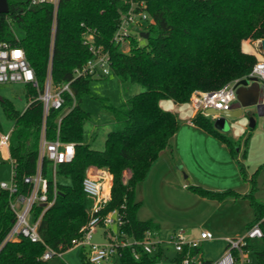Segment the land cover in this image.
Listing matches in <instances>:
<instances>
[{
	"label": "trees",
	"instance_id": "obj_1",
	"mask_svg": "<svg viewBox=\"0 0 264 264\" xmlns=\"http://www.w3.org/2000/svg\"><path fill=\"white\" fill-rule=\"evenodd\" d=\"M8 2L9 12L0 14V42L23 49L39 86L26 85L29 104L23 112L8 99L0 101L7 119L14 121L10 154L21 191L28 190L24 178L36 172L44 124L47 139L60 136L62 141L74 144L72 161L58 167V176L70 183L58 182L59 196L40 220L39 234L44 243L64 253L79 238L92 204L83 186L90 168L104 169L112 175L111 201L106 211L117 208L125 214L122 229L129 236L142 238L145 231H159V224L153 219L137 218L141 203L136 201V189L160 154L171 149V140L180 126L178 116L163 108L162 102L189 103L195 93L212 92L231 81L248 79L257 59L245 54L241 44L264 40V0H146V11L153 20L144 29L149 37L140 46L138 38L130 36L128 52L113 39L130 0H60L57 10L52 3ZM87 32L95 36V45L109 54L112 73L119 82L137 83L143 87L142 93L116 106L91 94V83L96 78L75 77V71L93 56L84 44ZM49 73L55 90L69 82L73 96L64 93L62 109L52 108L44 118L39 95ZM87 95L97 99L102 110L116 122L114 131L107 134L103 150L96 151L86 142L84 127L91 120V114L83 108ZM192 122L218 137L231 155L237 156L238 142L215 129L210 118L198 112ZM47 165L48 161L44 168ZM256 176L257 173L251 178V191L242 196L248 199L254 215L247 229L264 219V202L254 195ZM189 189L199 197L216 201L240 197L235 191L216 193L201 186ZM8 199V193L0 188V244L14 223ZM41 211L36 208L35 216ZM261 227L264 231V222ZM198 251L203 253L201 249L194 253ZM44 252L42 243L27 239L8 243L0 251V264H49L41 259ZM80 254L86 264L85 254ZM162 256V252L144 255L141 261L131 264H158ZM255 257L256 264H264V250H257ZM176 261L180 262L181 256Z\"/></svg>",
	"mask_w": 264,
	"mask_h": 264
},
{
	"label": "built area",
	"instance_id": "obj_2",
	"mask_svg": "<svg viewBox=\"0 0 264 264\" xmlns=\"http://www.w3.org/2000/svg\"><path fill=\"white\" fill-rule=\"evenodd\" d=\"M32 5L52 3L57 10L60 0H31ZM146 0H130L128 11L120 17L119 25L115 31L113 41L119 45H125L130 36H134L130 27H140L144 32L146 26L153 20L146 11ZM56 27V19L52 30ZM84 44L88 46L93 54L92 58L75 71V77L80 75H91L93 78L107 77L112 74L109 54L95 45V36L91 33L84 35ZM255 77L261 87L260 102L264 105V61H257L248 78ZM239 81H231L227 85L212 92H198L192 95L191 101L198 112L206 117L216 119L222 116V112H229L236 97V84ZM20 83L30 84L39 88L35 70L31 67L26 53L22 48L11 43L0 42V84ZM64 93L73 96L70 83L55 90L51 85V74L49 73L43 92L39 100L44 104V118L50 109L60 110L64 105ZM213 111L215 114H209ZM61 121V120H60ZM12 130L6 134L0 131V166L10 164L11 176L9 182L0 181V188L9 195V209L14 215V223L6 233L0 244V251L8 243H15L27 239L34 243H42L45 246L42 260L49 262L54 257H63V253L44 243L39 234L40 220L44 213L54 205L59 196L58 167L65 162H70L75 156L74 144L64 142L57 134L55 140H49L46 136V124L41 130V140L38 149V160L36 172L25 177L23 182L27 186L26 192L21 191L15 181V164L10 154ZM48 161L47 168L44 163ZM49 169L52 176H49ZM93 168L88 170L83 180L84 192L90 200L91 208L87 222L80 230L79 238L72 241V248L81 249L86 256V264H131L141 261L144 255H156L163 253L159 261L166 259L168 248H172L176 255L172 264H256L253 243H263L264 231L261 223L254 224L246 229L245 234L235 237H223L226 244L224 253L216 260H206L203 253L194 250L201 249L202 243L211 240L212 236L207 231H202L198 239L187 237L183 229H177L168 234L167 238L159 235L158 231L148 230L143 233L142 238L129 236L122 227L126 223L125 214L119 209L106 211L111 201L113 177L105 171L107 183L100 177L89 174ZM47 171V172H46ZM105 179V178H104ZM42 209L35 216L36 208ZM115 225L117 232L106 230L107 241L95 243L93 235L100 227L108 228ZM181 256L177 262L176 257Z\"/></svg>",
	"mask_w": 264,
	"mask_h": 264
},
{
	"label": "rangeland",
	"instance_id": "obj_3",
	"mask_svg": "<svg viewBox=\"0 0 264 264\" xmlns=\"http://www.w3.org/2000/svg\"><path fill=\"white\" fill-rule=\"evenodd\" d=\"M130 30H132L133 35L138 38L140 46L145 45L146 39L140 36V34L142 33L141 28L130 27ZM128 48L129 46L127 43L122 49L128 52ZM143 91V87L137 83L130 82L127 84H121L118 78L113 73L107 77L96 78L91 83V94L94 97L108 99L112 104L116 106L122 105L131 97L136 94L142 93ZM92 95H87L83 98V108L91 114V120H89L85 124L84 135L86 138V142L90 145V147L98 151L104 149L107 134L111 131H114V129L116 128V122L109 116L108 113L102 110L101 103L97 99H94ZM2 99H8L9 101H12L19 111H24L29 104L27 100V86L20 83L0 84V101ZM162 106L163 108H171V105L168 104L166 100L162 102ZM256 120L258 122V125L253 130V135L247 146L249 160L246 162V164L243 165L245 166L244 169L246 171V174H249L248 177H250V173L252 171H255V168L252 167L255 164L254 162L256 160H259V158H262V161H260L262 163L259 164L260 171L257 173L256 181L258 174H260V191L258 193V198H260V200H264V119L257 117ZM0 121L2 133L6 134L12 130L14 121L7 119L1 103ZM259 125H261L262 128H259ZM231 128L234 129L237 136H243L242 139L247 138L248 135H244L245 132L242 128V122H233ZM105 171L106 170L104 169L93 168L89 172V174L97 178L100 177L105 180V183H107V177L104 173ZM10 176V164L8 163L0 166V181L9 182ZM49 176H52V171L50 169ZM128 176L129 172L126 174L127 178ZM205 180L207 182H205ZM58 181L63 184L70 183V180L67 178L62 179L61 177H58ZM199 182L205 183L209 187H214L216 185L212 180L205 178L204 176H200ZM206 189L212 190L210 188ZM187 192L188 190L181 185L177 190H175V192H172L171 194H159V196L154 197L156 201L154 205H144L139 209L137 218L142 221L150 219L149 217L153 215L160 218L163 228L161 236L163 238H167L169 231L176 228L184 229L187 234H197V236L199 235L200 237L199 231L201 225H205V222L201 220V217L197 215V205L195 204L197 198L192 196L190 192H188L190 194H188ZM229 205L230 206L227 207L223 206V208L220 209V211L215 215L216 220L213 221V224H215L216 226L219 225V228L225 227L227 230L229 229L227 233H224L229 235L217 233L215 234L217 235V237H219V235H222V237L230 236L236 238V236L244 235L247 229V224L252 221V218L254 217L249 201L247 199H245V202H243L242 200L238 201L237 206H232V204ZM207 211L208 210H206V212ZM106 230H112L114 233H116L117 227L115 225L110 226L107 229L100 227L93 235V241L99 244L107 241V236H105ZM224 246H226V244L223 241H217L213 238L211 240L204 241L202 250L204 251L207 258L215 259L223 253V248H225ZM253 247L256 250H264V244L260 242L253 243ZM80 253L81 249L72 248L66 251V253H64L65 255L62 258L54 257L50 259L49 264H83ZM175 255V251H173V249L169 247L166 254V259H164L163 261H159L158 264H172V259L175 257Z\"/></svg>",
	"mask_w": 264,
	"mask_h": 264
},
{
	"label": "crops",
	"instance_id": "obj_4",
	"mask_svg": "<svg viewBox=\"0 0 264 264\" xmlns=\"http://www.w3.org/2000/svg\"><path fill=\"white\" fill-rule=\"evenodd\" d=\"M259 42L260 40L243 41L241 44L242 50L245 54L248 53L254 55L257 61H264V54L258 50ZM166 102L171 105V108L165 107L167 108L166 110L178 116L180 120V126L176 132V135L171 140V149H165V151L160 154L159 158L151 166L147 178L138 184L136 189V201L141 203V207L144 205L152 206L156 203L154 197L159 196V194H171L182 185V187L187 189L188 192L192 194V196L197 198L195 201V204L197 205L196 212L197 215L201 217L200 219L205 222V225H201L199 234L202 233V231H207L209 234H211L212 239L214 238L217 241L221 240L224 242L223 237L230 236L222 237V235H219V237H217L215 234L227 233L229 229L227 230L225 227L219 228V225L216 226L213 224V221L216 220L215 215L220 211V209L223 208V206H230L229 204H232V206H237L238 201L240 200L245 202V199L242 196L247 195L251 191V178L254 174L260 171L259 164L262 163L260 162L262 161V158H259V160L254 162L255 164L252 167L255 168V171L250 173V177H248L249 174H246L244 169L245 166L243 164H246V162L249 160L247 146L253 135V130L258 125V122L256 121L255 126L250 128L247 126V121H242V128L245 132L244 135H248L246 139H242L243 136H237L236 132L232 128L229 130V132L225 133L219 131L226 135L230 140L238 142L237 156L233 157L231 155L230 149L224 142H222L218 137H215L214 135L204 131L202 128L197 127L192 122L193 118L196 117L197 114L193 101L185 104H178L172 100H166ZM210 120L214 126L213 119L210 118ZM233 122L234 120L231 121V126ZM259 128H262V126L259 125ZM127 173L128 172H126V174ZM200 176H204L205 178L212 180L216 185L214 187H209L207 184L199 182ZM259 177L260 174H258L257 177L258 186H256V192L254 194L255 198L258 200H260V198H258V193L260 191ZM205 182L207 181L205 180ZM197 185H200L204 189L210 188L212 189L210 191L216 193L223 191H235L240 195V197H227L222 201L199 197L189 189L190 186ZM260 201L264 202V200ZM206 210L208 211L206 212ZM149 218L153 219L157 224H159L158 233L161 235L163 229L161 219L155 215ZM253 219L254 217L252 220ZM174 230H177V228L169 231V233L173 232ZM185 234L191 239H198L199 237L197 234L191 235L187 234V232H185ZM203 243L201 250L203 248ZM224 249L225 248H223V250ZM64 253L62 254L63 256L65 255ZM203 255L206 260L210 261L216 260L221 256L219 255L215 259H210L205 256L204 251Z\"/></svg>",
	"mask_w": 264,
	"mask_h": 264
},
{
	"label": "water",
	"instance_id": "obj_5",
	"mask_svg": "<svg viewBox=\"0 0 264 264\" xmlns=\"http://www.w3.org/2000/svg\"><path fill=\"white\" fill-rule=\"evenodd\" d=\"M9 12L8 0H0V14ZM140 36L144 39L149 37L148 32H143ZM258 50L264 54V40H260ZM262 87L255 77L244 79L236 84L237 101L233 103L229 112H222V116L215 120L214 128L229 132L231 121L241 123L243 120L248 121V127L253 128L256 124V118L264 119V105L261 104L260 98ZM209 114H215L213 111Z\"/></svg>",
	"mask_w": 264,
	"mask_h": 264
},
{
	"label": "bare ground",
	"instance_id": "obj_6",
	"mask_svg": "<svg viewBox=\"0 0 264 264\" xmlns=\"http://www.w3.org/2000/svg\"><path fill=\"white\" fill-rule=\"evenodd\" d=\"M259 44V43H258Z\"/></svg>",
	"mask_w": 264,
	"mask_h": 264
}]
</instances>
